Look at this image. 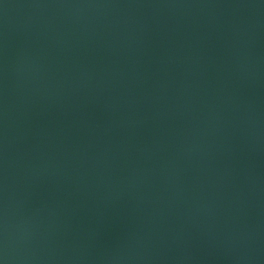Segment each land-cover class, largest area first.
<instances>
[{"label": "water", "instance_id": "1", "mask_svg": "<svg viewBox=\"0 0 264 264\" xmlns=\"http://www.w3.org/2000/svg\"><path fill=\"white\" fill-rule=\"evenodd\" d=\"M3 264H264V0H0Z\"/></svg>", "mask_w": 264, "mask_h": 264}, {"label": "clouds", "instance_id": "2", "mask_svg": "<svg viewBox=\"0 0 264 264\" xmlns=\"http://www.w3.org/2000/svg\"><path fill=\"white\" fill-rule=\"evenodd\" d=\"M0 264H3V261H0Z\"/></svg>", "mask_w": 264, "mask_h": 264}]
</instances>
